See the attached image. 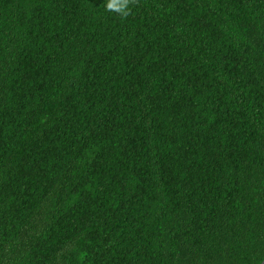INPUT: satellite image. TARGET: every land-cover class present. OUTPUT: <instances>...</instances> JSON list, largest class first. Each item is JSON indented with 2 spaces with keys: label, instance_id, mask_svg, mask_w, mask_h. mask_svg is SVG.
Returning <instances> with one entry per match:
<instances>
[{
  "label": "trees",
  "instance_id": "obj_1",
  "mask_svg": "<svg viewBox=\"0 0 264 264\" xmlns=\"http://www.w3.org/2000/svg\"><path fill=\"white\" fill-rule=\"evenodd\" d=\"M264 0H0V264H261Z\"/></svg>",
  "mask_w": 264,
  "mask_h": 264
},
{
  "label": "water",
  "instance_id": "obj_2",
  "mask_svg": "<svg viewBox=\"0 0 264 264\" xmlns=\"http://www.w3.org/2000/svg\"><path fill=\"white\" fill-rule=\"evenodd\" d=\"M261 264H264V260L262 261V263Z\"/></svg>",
  "mask_w": 264,
  "mask_h": 264
}]
</instances>
